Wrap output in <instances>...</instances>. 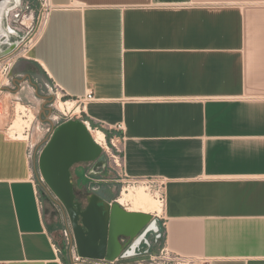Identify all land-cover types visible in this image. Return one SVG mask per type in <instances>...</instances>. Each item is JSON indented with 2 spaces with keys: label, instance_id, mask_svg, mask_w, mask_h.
I'll return each mask as SVG.
<instances>
[{
  "label": "crops",
  "instance_id": "1",
  "mask_svg": "<svg viewBox=\"0 0 264 264\" xmlns=\"http://www.w3.org/2000/svg\"><path fill=\"white\" fill-rule=\"evenodd\" d=\"M50 3L26 72L2 92L40 110V126L53 82L70 99L91 93L84 117L122 135L125 175L166 179L170 251L202 264H264V0ZM5 118L0 264H71L53 246L59 226L33 178L47 135L10 137Z\"/></svg>",
  "mask_w": 264,
  "mask_h": 264
},
{
  "label": "water",
  "instance_id": "2",
  "mask_svg": "<svg viewBox=\"0 0 264 264\" xmlns=\"http://www.w3.org/2000/svg\"><path fill=\"white\" fill-rule=\"evenodd\" d=\"M4 36L0 40L4 41ZM81 162H94L96 170L103 166L104 156L87 126L81 120L69 119L46 139L38 154V170L66 211L78 255L83 259L114 262L147 227L151 214L128 211L97 194L87 197L82 210L80 202L75 200L70 171Z\"/></svg>",
  "mask_w": 264,
  "mask_h": 264
},
{
  "label": "rangeland",
  "instance_id": "3",
  "mask_svg": "<svg viewBox=\"0 0 264 264\" xmlns=\"http://www.w3.org/2000/svg\"><path fill=\"white\" fill-rule=\"evenodd\" d=\"M9 5L11 6V9L9 10L8 15L6 16L2 15V25L6 27L10 26L11 29H13L14 34H12L11 36L14 37V41L16 42L15 44L10 46L9 44H4L5 45L4 48L2 49V51H0V115L6 117L5 119L7 120V122L4 129L7 131V134L8 135L10 134L9 135L10 137L16 136L17 138H22L24 134L19 136L17 134L13 135L12 133L11 135V131L7 130V127L15 117V112H14L15 104L16 102L19 101L15 100L11 95H6L5 92H2V89L4 87L12 89L11 88L13 84L12 80L22 79L24 72H26V68L22 66L23 60L25 59V56H23L22 49L24 47V44L28 42L29 38H37V36L39 35L43 24V21L41 22L42 10L39 0H20V2H18L17 0H11ZM0 41H2V39ZM6 45L8 46L6 47ZM50 94H51L50 91L47 90V96H49ZM86 104L87 103L84 104V107L86 106ZM27 108L28 110L24 111L25 115L23 116V119L25 120L24 123L27 124L22 125L23 127L22 130H24L25 126H29V127L31 126L32 133L43 132L44 135H46L45 129L47 125L40 126L41 124H39V119L37 117L40 110H36L34 108L32 109L29 107ZM48 108L53 110L52 112L53 115H58V114L63 115L64 112L66 116L63 117L66 118L69 117L75 118L77 114L80 115V118L84 117V113L81 112L82 106L79 107L77 110L76 105L71 104V107L65 108L63 112H61L57 108L56 104L49 105ZM30 114L33 115V117L31 118L32 121L29 120ZM60 120L62 121L63 119ZM28 121L31 122V124L28 123ZM45 122L46 120L44 119L43 123ZM95 125L97 124L92 123L90 121L88 123V126L91 127L89 131L91 135L93 134L94 131L93 129ZM44 143L45 142L40 143L41 145L38 146L39 150L42 148ZM37 159H38V155L35 158L36 176L37 173L40 174L38 170ZM77 164L78 167L76 166L77 167L76 176L80 180V182L78 184L77 180L76 181L71 180L73 183V187L77 190L78 187L81 186H86V188L91 187V183L90 184L88 183V181L84 178L83 174L85 170L91 169L93 167L92 163L81 162ZM94 177L107 179L106 181L100 182L98 184L99 187L97 188L99 189L105 188L106 196L108 197L109 200L118 199L125 188L134 187V186L136 188L142 187L146 192L148 191L147 193L154 196L153 190L144 188L140 183L138 184L136 183L134 185L128 184V182L125 181L121 176H119L117 172L108 164L106 165L105 168L99 169ZM39 182H40L41 194L46 202V207L49 216L54 221V223H56L59 226V228L54 232V235L52 237V240L57 244H59L60 243L59 230L62 227L69 225L68 216L60 200L51 192V190L48 188L46 183L41 180ZM102 184H104V186H101ZM106 185L111 187H107ZM157 224H158L159 232L161 233V238L157 239L154 236L153 232L148 233L146 239L149 242V246L146 247L144 243H142L137 249L138 254L134 257L120 258V260L115 262H107L104 260H95V259H80L76 263L71 261V264H177L176 259H173L172 256L166 255L165 252L166 245L164 244V226L160 222V218H157ZM185 264H202V263H200L199 261H189L188 263Z\"/></svg>",
  "mask_w": 264,
  "mask_h": 264
},
{
  "label": "built area",
  "instance_id": "4",
  "mask_svg": "<svg viewBox=\"0 0 264 264\" xmlns=\"http://www.w3.org/2000/svg\"><path fill=\"white\" fill-rule=\"evenodd\" d=\"M40 1V6H41V22L43 21L42 27L46 21V17L49 13V11L52 8V5L50 3V0H39ZM5 16V15H4ZM10 27V26H9ZM13 31V29H12ZM8 33L7 35L5 34V40L4 41H0V44H9L13 45L15 44L16 41H9V36L14 34L13 32ZM41 31V30H40ZM38 37V36H37ZM37 38H29L28 42L24 44V47L22 49L23 52V56H26L27 53L29 52V50L34 46L35 42H36ZM8 45H6L7 47ZM5 47V48H6ZM3 48L0 47V51H2ZM49 91L52 95V104L54 105L56 104V101L59 100H63V102H70L71 104L76 105L77 110L79 107L82 106V110L81 112H83L84 110V104L87 103L90 100H93V96L91 93H87L86 95H84L83 97H77L75 99H70L67 97V94L64 92L63 88L58 85L57 83L53 82L51 87L49 88ZM25 106V105H24ZM26 107V106H25ZM26 110H28V108L26 107ZM66 116V114L63 112V115H53L52 113H50L49 118L46 120L45 123H43V125H47L46 129H45V133L47 135V138H49V136L52 134V132L54 131V129L61 124L64 121H67L69 119H77V120H81L88 128V130L90 131V126H88L89 120H87L85 117L80 118V115H76L75 118L73 117H63ZM60 119H63L62 121ZM12 122L9 124V126L7 127V130L9 131V128L11 127ZM42 129V128H41ZM99 129L102 131L103 133V139L99 141V146L101 148V154L104 156V164L102 167H98L96 168V170H94V168L92 167L91 169H87L84 171V178L88 181V183H91V187H89L92 190L97 189V187H99V183L106 181L107 179H102V178H95V174L96 172L101 169V168H105L106 165L108 164L110 167H112L119 176H121L125 181L128 182V184H138L140 183L144 188L147 189H151L154 191V196L156 198H158L163 205L164 202V185L166 182V179L163 177H127L123 171V147H122V140L123 137L120 134L117 133H108L104 126L97 124L94 126V129ZM109 129H114L117 131L122 130L121 125H116L113 128L109 127ZM31 130V126H25L24 130H23V134H28L29 131ZM16 135V134H15ZM16 137V136H14ZM94 139V138H93ZM95 141V140H94ZM96 142V141H95ZM41 150V149H40ZM40 150L38 151L37 155L39 154ZM37 155H35L37 157ZM32 157V156H31ZM35 157V158H36ZM92 165L94 166V162H91ZM33 178H37L36 181H44L41 174L37 173L36 177ZM35 181V180H34ZM39 195V194H38ZM118 199H115L113 201H116L117 203ZM111 203V202H110ZM42 199H38V205L41 208L42 207ZM153 217V218H152ZM151 217V222H155L156 223V227L153 231L154 236L159 239L161 238V233L159 232L158 229V224H157V218H160V214L158 213H153ZM157 217V218H156ZM150 223V222H149ZM147 227L139 234H143L146 231ZM147 233V232H146ZM145 233V234H146ZM150 233V232H149ZM59 235H60V243L57 244L56 242L53 241V246L57 251H61V250H65L69 256L71 257L72 261L74 263H76L77 261H79L81 258L77 251H76V247L74 244V239H73V235H72V231L70 228V225L68 226H64L59 230ZM138 235V236H139ZM147 236V235H146ZM146 236H144L139 243L137 244L136 248L133 249V243L135 241L136 238H134L132 241H130L128 243V245L122 250L121 255L119 258H130V257H134L136 256L137 253V249L139 248V246L144 243V245L146 247L149 246V242L146 239ZM130 250H133V253H129ZM165 252L166 255L168 256H172L173 259H176V263L177 264H185L188 263L189 261H191V259L178 255L176 253H173L172 251H170L168 249V247H165ZM118 258V259H119Z\"/></svg>",
  "mask_w": 264,
  "mask_h": 264
},
{
  "label": "bare ground",
  "instance_id": "5",
  "mask_svg": "<svg viewBox=\"0 0 264 264\" xmlns=\"http://www.w3.org/2000/svg\"><path fill=\"white\" fill-rule=\"evenodd\" d=\"M10 1L11 0H0V36L3 34L7 35L8 33L12 31L11 27L9 26L6 27L2 25V15H5V16L8 15L9 10L11 9V6L9 5ZM17 1L20 2V0H17ZM56 106L61 112H63L65 108L71 107V103L63 102V100H59V101H56ZM25 110H26V107L24 105H22L20 102H16L15 107H14L15 117L13 118L11 127L9 128V131H11V135L12 133L13 135L15 134L19 136L23 135L22 125L27 124V123H24L25 120L23 119V116L25 115V112H24ZM83 113H84V110H83ZM32 117L33 115L30 114L29 116L30 121H32L31 120ZM28 123L31 124V122L29 121ZM92 135H93L92 137L94 138L97 144H99V141L102 140L104 136L103 133L97 129L93 131ZM147 192L142 187L136 188L134 186V187L125 188L122 191L120 197L118 198L117 203L122 205L124 209L128 211H141V212L148 213V214L161 213L162 206H163L162 202L158 198L152 196L151 194ZM155 227H156V223L150 221V223L147 225L146 231L143 234L136 237L133 243V249L136 248L139 241L144 236H146L149 232L153 231ZM129 253L132 254L133 250H130Z\"/></svg>",
  "mask_w": 264,
  "mask_h": 264
},
{
  "label": "flooded vegetation",
  "instance_id": "6",
  "mask_svg": "<svg viewBox=\"0 0 264 264\" xmlns=\"http://www.w3.org/2000/svg\"><path fill=\"white\" fill-rule=\"evenodd\" d=\"M52 104V95L50 94L47 99H46V103L44 104V108L47 109L48 112L52 113L53 110L52 109H49L48 106ZM79 184V183H78ZM81 184V183H80ZM101 186H104V184H102ZM100 186V187H101ZM107 187H111V186H108L106 185ZM105 188H102V189H95V190H92L90 189L89 187L86 188V186H81V187H78V190L75 189L73 187V192H74V195H75V200H77L78 202H80L81 204V209L83 210L86 205H87V197L90 195V194H97L99 197H101L103 200L105 201H108V202H113V200H109L108 197L106 196V192H105Z\"/></svg>",
  "mask_w": 264,
  "mask_h": 264
},
{
  "label": "trees",
  "instance_id": "7",
  "mask_svg": "<svg viewBox=\"0 0 264 264\" xmlns=\"http://www.w3.org/2000/svg\"><path fill=\"white\" fill-rule=\"evenodd\" d=\"M13 40H14V37L9 36V41H13Z\"/></svg>",
  "mask_w": 264,
  "mask_h": 264
}]
</instances>
